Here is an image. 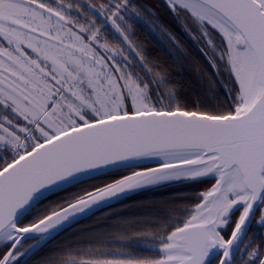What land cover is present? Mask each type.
Here are the masks:
<instances>
[{"label": "snow or ice", "instance_id": "1", "mask_svg": "<svg viewBox=\"0 0 264 264\" xmlns=\"http://www.w3.org/2000/svg\"><path fill=\"white\" fill-rule=\"evenodd\" d=\"M250 220L264 0H0V264H264Z\"/></svg>", "mask_w": 264, "mask_h": 264}, {"label": "water", "instance_id": "2", "mask_svg": "<svg viewBox=\"0 0 264 264\" xmlns=\"http://www.w3.org/2000/svg\"><path fill=\"white\" fill-rule=\"evenodd\" d=\"M55 193H57V192L48 193L47 195L41 197L40 200L42 201V200L50 197L51 195H53ZM110 206H112V205H109L108 207H110ZM105 208H107V207H101L98 211L103 210ZM98 211H96V212H98ZM96 212H92L91 214H78V216L76 218H70L68 221H65L63 226H60L59 228L53 230L52 238L54 236H56L57 234H59L60 232H62L63 230H65V229L71 227L72 225L76 224L77 222H79V221H81V220H83V219L95 214ZM18 219H22V217H18ZM251 222H252V220H250L248 223H246V225L244 226V228L242 230L241 236L232 245L231 254H232L233 258L235 256L236 252L238 251V249H239V247H240V245H241V243H242V241H243V239H244V237H245V235H246V233L248 231V228H249Z\"/></svg>", "mask_w": 264, "mask_h": 264}, {"label": "trees", "instance_id": "3", "mask_svg": "<svg viewBox=\"0 0 264 264\" xmlns=\"http://www.w3.org/2000/svg\"><path fill=\"white\" fill-rule=\"evenodd\" d=\"M65 194H66L65 192H62V193L57 194V195H55V196H53V197H50V198H48L46 201H44L45 203L43 202V204L51 203V202L55 201V200L58 198V196H63V195H65ZM137 198H138V197H137ZM132 199H136V197H129V198H126V200H121V201H119V204H123V203H125V202H131ZM116 206H119V205H112V206H110V207H116ZM107 210H108V208H105V209H103V210H100V211L96 212L95 214H93V215H91V216H89V217H87V218H85V219H83V220L77 222L76 224L72 225L71 227H69V228L63 230L62 232H60L59 234H57L56 236H54L53 238H51V240H49V244H53V243H56V242L62 240L63 238H65V236H66L68 233L71 232V230H72L73 228L77 227L78 225H82V224H84V223L90 221V220L92 219L93 216H95V215H99L100 212L107 211ZM35 212H37L36 209L33 210V213H35ZM72 234L75 235V233H72ZM26 242H29V241H26ZM132 246H133V247H138V246H136V245H132ZM139 250H142V251H143V250H146V249L139 248Z\"/></svg>", "mask_w": 264, "mask_h": 264}, {"label": "flooded vegetation", "instance_id": "4", "mask_svg": "<svg viewBox=\"0 0 264 264\" xmlns=\"http://www.w3.org/2000/svg\"><path fill=\"white\" fill-rule=\"evenodd\" d=\"M49 2L50 3H54V0H49ZM60 193H62V192H60ZM60 193H55V194L51 195L50 197H53V196H55L57 194H60ZM50 197H48V198H50ZM48 198H46V199L42 200L40 203H38L33 208V210L36 209L37 212H38L44 205H46V204H43V202L46 201ZM262 233H264V230L259 229L255 225L254 221H252L251 224H250V226H249V228H248V231H247V233H246V235H245V237H244V239H243V241H242V243H241V245H240V247H239L238 251L236 252V254H235V256H234L233 259H236V258H238L239 256H241L243 254V249L245 247V242L248 240V238L250 236L252 237L253 240L261 239L262 238Z\"/></svg>", "mask_w": 264, "mask_h": 264}]
</instances>
